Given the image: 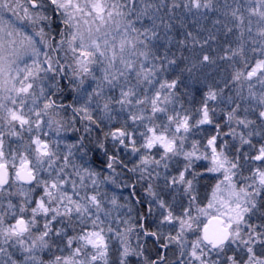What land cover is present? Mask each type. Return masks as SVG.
I'll use <instances>...</instances> for the list:
<instances>
[{
	"label": "snow or ice",
	"instance_id": "snow-or-ice-1",
	"mask_svg": "<svg viewBox=\"0 0 264 264\" xmlns=\"http://www.w3.org/2000/svg\"><path fill=\"white\" fill-rule=\"evenodd\" d=\"M180 7L0 0V264H264V0L244 6L247 53L240 6L231 12L240 37L221 57L233 62L223 108L224 89L204 90L199 75L215 62L207 40L197 50L191 32L180 39L181 48L192 41L188 56L162 43L172 37L159 13ZM189 88L203 93L190 96L194 111ZM117 163L127 168L123 186L143 189L135 205L101 192L119 186ZM106 205L127 208L126 218ZM136 205L146 214L134 216Z\"/></svg>",
	"mask_w": 264,
	"mask_h": 264
},
{
	"label": "trees",
	"instance_id": "trees-1",
	"mask_svg": "<svg viewBox=\"0 0 264 264\" xmlns=\"http://www.w3.org/2000/svg\"><path fill=\"white\" fill-rule=\"evenodd\" d=\"M157 3H159V0H156ZM166 2L170 3L172 0H166ZM177 3L181 5L180 8L173 10L170 14L168 12L167 8H164L162 12L159 13V16H162L166 21H168L169 28L164 29L161 28V34L164 35L166 33L167 36H171V42L167 40L165 37L164 41L162 42L164 45H168V54L171 56L173 52L179 53L183 52L185 56L190 55V48L193 47L192 41L187 40L186 46L181 48V46L178 44V41L180 39H185L187 37V34L189 32L192 33L193 38L195 40L200 41V44L195 45L197 50L200 49V45L204 43V41L207 40V44L204 46V51L207 52L210 56L213 57L214 63L207 64L205 67L201 68L199 71L200 77L203 79L204 84L203 88L204 90H207L208 85L216 86L218 84L219 88L224 89L223 96H222V102L218 105V107L223 108L227 103V97L232 94L234 95V90H231L229 88L224 87V82L229 80L231 77V71L233 67L232 61H224L221 59L222 56L225 55V49H233L239 47V37L240 33L237 30V22L233 19L231 12L239 5L240 6V12L237 13V15H243L244 16V25H243V31H244V41H245V52L247 53L249 49L247 48V41H248V35H247V28H248V15L245 11L244 6L247 5L250 0H211L212 9L211 10H201V11H187L183 8V4L185 3V0H176ZM251 3L255 4V0H251ZM216 21H219V23H216ZM257 26V18H253L252 22V28L253 32L255 33ZM231 29V31H229ZM209 37H214L215 39H210ZM164 47L160 48L161 55L164 53ZM179 59V57H178ZM239 60L235 62V64H238ZM184 64L181 62V67H183ZM185 80L187 82V73L184 74ZM170 78V77H169ZM132 83H135L134 74L132 78ZM201 85H197V88H200ZM257 91H259V85H256ZM181 91H183V85H181L180 88ZM142 92V89H141ZM189 96L184 97L185 107H191L193 111L195 110L196 104L190 103V96L196 95L197 101L202 96V92H199V94L195 93V91L192 88H189ZM179 94V93H178ZM67 96V99L64 101L65 103H68L71 101V94L65 93ZM117 95L119 93L117 92ZM234 106V105H233ZM243 111V109H241ZM76 126L80 127L79 117H76ZM86 123V122H85ZM119 126V125H117ZM207 127V126H206ZM107 130V129H106ZM258 130L254 128V131ZM222 131L224 133L228 132V127L225 126L222 123ZM99 132V129H96L93 133V137L95 136V133ZM238 132H240V129H238ZM212 134H215L214 127L212 128ZM93 137H90L89 139H92ZM203 139L201 135H197L195 137H190L191 139ZM231 141V136H222L219 142H224V140ZM253 143H256L259 140V137L253 136ZM206 142V141H204ZM264 142V141H261ZM85 143L87 144L88 141L86 140ZM189 142V146H190ZM257 147L259 145L257 144ZM245 151L248 150L247 146H245ZM120 155L123 156V151L121 150ZM103 158L99 156V153L96 154V157L93 160V167L96 170H99L100 168V161ZM135 162V161H133ZM131 164H128V167H131ZM107 170V169H105ZM104 170V171H105ZM107 172L105 171V174ZM115 177L119 180L122 189L125 190L124 197H129L132 204L135 205V200L137 198H140L143 195V189L139 186V184L136 185V187L133 189V187H124V182L127 179V168H124L120 163H117L115 166ZM131 183V182H129ZM146 186V185H145ZM121 189V190H122ZM135 192V196H132V193ZM141 208H143L145 214L147 212L146 205H136V210L133 213L134 216H138ZM149 247L151 248V241L149 242ZM112 259L115 258V251L113 250V256L110 257ZM171 258V257H170Z\"/></svg>",
	"mask_w": 264,
	"mask_h": 264
},
{
	"label": "rangeland",
	"instance_id": "rangeland-1",
	"mask_svg": "<svg viewBox=\"0 0 264 264\" xmlns=\"http://www.w3.org/2000/svg\"><path fill=\"white\" fill-rule=\"evenodd\" d=\"M99 74V73H98ZM238 129H236L237 133L238 132ZM52 137L55 138V132L53 131L51 133ZM64 135H67V136H70L71 134H64ZM68 142L70 143L71 140H68ZM7 143V142H6ZM191 147V145L189 146V148ZM61 148H63V144H61ZM123 151V150H122ZM62 159V157H61ZM203 163V161L201 162ZM108 174V170H105ZM114 175V178L118 181V184L119 186H115V185H112V184H106V185H101V192H107L108 193V196L109 198H111V196L114 194L116 197H117V204L118 205H123L125 203V197H124V194H125V190L122 189V186L119 182V180L117 179V177H115V174ZM122 189V190H121ZM69 191H71V185H69ZM106 209H111L112 211V216L113 218L115 219L117 217V214H119V217L121 219H124L126 218L125 214L127 213L128 209L127 208H122V207H116V206H112V205H106ZM42 220H41V224H42ZM59 226V225H58ZM69 234H71V230H69ZM136 242V237L135 235L133 234L132 236V243L134 244ZM113 250L115 251V245H113ZM44 258L47 259L48 256L47 254L44 255Z\"/></svg>",
	"mask_w": 264,
	"mask_h": 264
}]
</instances>
